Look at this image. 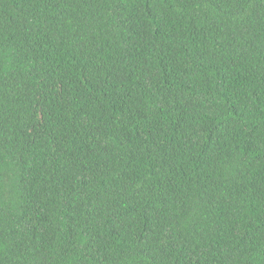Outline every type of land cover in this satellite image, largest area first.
I'll use <instances>...</instances> for the list:
<instances>
[{
	"label": "trees",
	"instance_id": "1",
	"mask_svg": "<svg viewBox=\"0 0 264 264\" xmlns=\"http://www.w3.org/2000/svg\"><path fill=\"white\" fill-rule=\"evenodd\" d=\"M0 264H264V0H0Z\"/></svg>",
	"mask_w": 264,
	"mask_h": 264
}]
</instances>
